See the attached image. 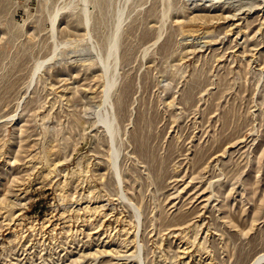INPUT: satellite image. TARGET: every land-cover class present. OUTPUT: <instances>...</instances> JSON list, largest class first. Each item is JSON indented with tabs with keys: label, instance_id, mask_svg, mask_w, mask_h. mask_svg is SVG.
Instances as JSON below:
<instances>
[{
	"label": "rangeland",
	"instance_id": "obj_1",
	"mask_svg": "<svg viewBox=\"0 0 264 264\" xmlns=\"http://www.w3.org/2000/svg\"><path fill=\"white\" fill-rule=\"evenodd\" d=\"M263 252L264 0H0V264Z\"/></svg>",
	"mask_w": 264,
	"mask_h": 264
},
{
	"label": "bare ground",
	"instance_id": "obj_2",
	"mask_svg": "<svg viewBox=\"0 0 264 264\" xmlns=\"http://www.w3.org/2000/svg\"><path fill=\"white\" fill-rule=\"evenodd\" d=\"M169 5V4H168ZM171 6V5H170ZM60 11V10H59ZM120 11V10H119ZM169 11H171V9L170 10H168V12ZM59 15V14H58ZM123 15V14H122ZM168 15V14H167ZM88 16V15H87ZM89 16H91V15H89ZM120 16V15H119ZM165 16V15H164ZM87 18V17H86ZM90 19L91 18H87V23H89V21H90ZM124 19V18H123ZM54 20V19H53ZM56 21H57V19H55ZM164 20V19H163ZM118 21H120L119 22V25L116 27V28H118L117 29V31H116V33L114 34L115 35V37L116 38H113V41H114V39H116L114 42V45L112 46V48H113V50L114 49H117V48H119V46H118V42H117V38H118V35H120L119 34V32H120V27H121V25L124 23H122L121 21H122V18H120ZM125 21V20H124ZM54 22V21H53ZM54 23H57V22H54ZM53 23V24H54ZM122 23V24H121ZM90 24V23H89ZM55 25V24H54ZM53 25V27H55ZM88 26V25H87ZM53 29V28H52ZM55 30H56V28H55ZM90 30V29H89ZM53 33H55V32H53ZM56 34V33H55ZM54 37V36H53ZM55 38V37H54ZM119 39V38H118ZM118 46V47H117ZM112 50V49H111ZM113 50H112V52H113ZM118 50V49H117ZM117 50H116V52H117ZM119 51V50H118ZM115 53V52H114ZM113 54V53H112ZM111 54V55H112ZM117 54V53H116ZM115 58V57H114ZM117 64V63H116ZM44 65V64H43ZM105 65H103V67H104ZM43 66H42V64H39L38 66H37V69L35 70V73H34V75H36L40 70H41V68H42ZM107 67V66H106ZM110 82H112V81H110ZM109 83V82H108ZM115 83V82H114ZM113 83V84H114ZM116 85V84H115ZM110 88L112 87V89H110V90H108V92L107 93H109V94H107V97L108 96H110V93L112 92L111 90H113L114 88V86L112 85V86H109ZM106 88V87H105ZM129 90V89H128ZM127 90V91H128ZM105 91V90H104ZM107 91V90H106ZM109 91H111V92H109ZM105 93V92H104ZM106 96V95H105ZM111 97H112V95L110 96V97H108L107 99H111ZM106 99V98H105ZM106 99V100H107ZM113 100V99H112ZM109 102H110V100H109ZM110 104H111V112L108 114V115H110V116H108L109 118H111V121L108 123V124H110V128L108 129L109 130V132H111L110 134H112L113 133V126H115V125H117V121H118V115H117V113H116V110H115V105L113 104V103H111L110 102ZM109 106V105H108ZM102 122V121H101ZM108 122V121H107ZM106 127V126H105ZM116 127V126H115ZM116 129V128H115ZM112 136V135H111ZM113 137V136H112ZM145 140V139H144ZM141 142H140V147L142 146L143 147V152H147V146L145 145L146 144V141L147 140H145V142L144 141H142V140H140ZM113 146V148H112V152H111V159H112V166H113V168H114V170H115V172H116V176L118 177V179H119V182H120V184H123V176H122V172H121V169H120V163H119V158H120V150L117 148V147H115L114 145H112ZM144 146H146V148H144ZM133 149V148H132ZM141 151H142V149H141ZM154 157V156H153ZM121 187H122V185H121ZM124 194V193H123ZM126 195L124 194V197H125ZM123 197V198H124ZM125 198H127L128 199V197L126 196ZM126 199V200H127ZM128 201L134 206V209H135V211H137V213H138V215H140L141 216V210L137 207V205H135L130 199H128ZM140 216H139V218H140ZM262 261H264V252L263 253H260V254H258L256 257H255V259L254 260H252L251 261V263L250 264H259V263H261Z\"/></svg>",
	"mask_w": 264,
	"mask_h": 264
},
{
	"label": "water",
	"instance_id": "obj_3",
	"mask_svg": "<svg viewBox=\"0 0 264 264\" xmlns=\"http://www.w3.org/2000/svg\"><path fill=\"white\" fill-rule=\"evenodd\" d=\"M261 263H263V261ZM261 263H259V264H261Z\"/></svg>",
	"mask_w": 264,
	"mask_h": 264
}]
</instances>
